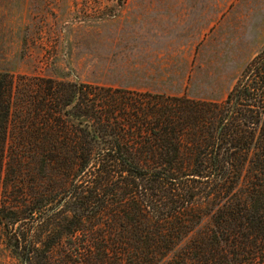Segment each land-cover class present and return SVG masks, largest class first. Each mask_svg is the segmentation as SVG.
Instances as JSON below:
<instances>
[{"label": "trees", "instance_id": "16d2710c", "mask_svg": "<svg viewBox=\"0 0 264 264\" xmlns=\"http://www.w3.org/2000/svg\"><path fill=\"white\" fill-rule=\"evenodd\" d=\"M1 227L24 264H264V48L223 102L0 70Z\"/></svg>", "mask_w": 264, "mask_h": 264}, {"label": "rangeland", "instance_id": "374dc122", "mask_svg": "<svg viewBox=\"0 0 264 264\" xmlns=\"http://www.w3.org/2000/svg\"><path fill=\"white\" fill-rule=\"evenodd\" d=\"M263 48L264 0H0V70L15 77L223 102ZM23 252L1 227L0 264Z\"/></svg>", "mask_w": 264, "mask_h": 264}]
</instances>
